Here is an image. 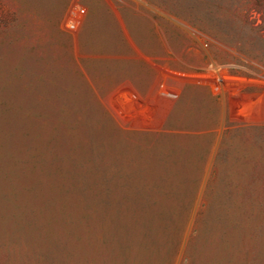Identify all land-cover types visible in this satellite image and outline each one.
<instances>
[{
    "label": "rangeland",
    "instance_id": "rangeland-1",
    "mask_svg": "<svg viewBox=\"0 0 264 264\" xmlns=\"http://www.w3.org/2000/svg\"><path fill=\"white\" fill-rule=\"evenodd\" d=\"M0 264H264V0H0Z\"/></svg>",
    "mask_w": 264,
    "mask_h": 264
}]
</instances>
